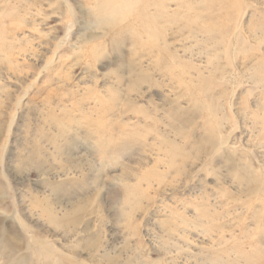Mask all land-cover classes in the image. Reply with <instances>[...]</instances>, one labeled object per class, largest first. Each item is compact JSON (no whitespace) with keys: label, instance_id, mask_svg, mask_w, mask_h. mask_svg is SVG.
<instances>
[{"label":"rangeland","instance_id":"374dc122","mask_svg":"<svg viewBox=\"0 0 264 264\" xmlns=\"http://www.w3.org/2000/svg\"><path fill=\"white\" fill-rule=\"evenodd\" d=\"M0 264H264V0H0Z\"/></svg>","mask_w":264,"mask_h":264}]
</instances>
